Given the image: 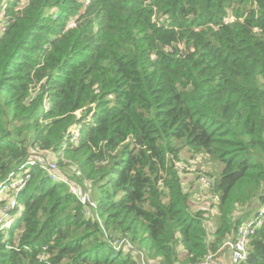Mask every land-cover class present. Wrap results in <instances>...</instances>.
<instances>
[{
  "label": "trees",
  "instance_id": "1",
  "mask_svg": "<svg viewBox=\"0 0 264 264\" xmlns=\"http://www.w3.org/2000/svg\"><path fill=\"white\" fill-rule=\"evenodd\" d=\"M38 151L90 215L28 164ZM183 152L214 167L213 215L191 208ZM19 180L6 214L0 194V264L220 251L264 204V0H0V188ZM235 264H264V212Z\"/></svg>",
  "mask_w": 264,
  "mask_h": 264
},
{
  "label": "built area",
  "instance_id": "2",
  "mask_svg": "<svg viewBox=\"0 0 264 264\" xmlns=\"http://www.w3.org/2000/svg\"><path fill=\"white\" fill-rule=\"evenodd\" d=\"M47 106V104H46ZM73 138H75V133L73 134ZM40 151L34 155V157L29 161V165H37L41 169H43L49 178L52 180H60L68 185V188L72 195H74L81 205L87 206L86 215H90L89 209H95V203L90 199L89 193L86 190H78V188L72 184V182H68V179L63 177L58 172V167L55 162L52 161L50 156H44V154H40ZM201 183L204 186H208V180L205 177L200 178ZM21 183V180L13 182L10 186L0 188V194L4 191L12 190L13 196L10 197L7 201V205H5L2 212L6 214L9 209L13 208L15 205L14 193L16 191L17 186ZM264 212V204L261 206L256 215L249 217L243 224H241L237 231L232 235V237L226 239L223 244V248L229 251V262L224 263L223 260H218L216 253L208 254L202 261L197 264H235L242 261L246 256V244L250 235L254 232L256 225L259 223V219L263 215ZM11 222L10 219L3 220L0 218V228L9 225ZM110 244L117 248L124 249H133L132 244L127 238H111ZM135 252V251H134ZM143 260V257H141Z\"/></svg>",
  "mask_w": 264,
  "mask_h": 264
},
{
  "label": "rangeland",
  "instance_id": "3",
  "mask_svg": "<svg viewBox=\"0 0 264 264\" xmlns=\"http://www.w3.org/2000/svg\"><path fill=\"white\" fill-rule=\"evenodd\" d=\"M183 155L181 156V162L178 163L177 168L181 171L184 170L181 173L183 187L185 190L190 192L191 196V208L193 211H196L198 209H207L208 213L210 215H213L216 213L214 210V204L216 203V198L212 193L211 190H207L206 187L201 183L200 178L202 177V174L212 173L214 175V167L211 164H208L203 159H194L192 158L188 153L183 152ZM50 158L55 161L54 156H50ZM208 164V165H207ZM60 174H64L62 171H58ZM204 177V176H203ZM202 177V178H203ZM66 178V177H65ZM89 192V191H88ZM255 202H257L256 199H253L251 201L252 205H255ZM256 209V208H255ZM254 209V210H255ZM239 210H237L234 214L238 216ZM206 224V227L208 230L213 229V219ZM225 249L223 246L221 247V250L216 253L218 260H223L228 263L229 257L224 254ZM226 253V252H225ZM143 261L145 259L143 258Z\"/></svg>",
  "mask_w": 264,
  "mask_h": 264
},
{
  "label": "crops",
  "instance_id": "4",
  "mask_svg": "<svg viewBox=\"0 0 264 264\" xmlns=\"http://www.w3.org/2000/svg\"><path fill=\"white\" fill-rule=\"evenodd\" d=\"M225 252H226V253H225ZM225 252H224V254L227 256L229 252H228L227 250H225ZM228 262H229V261H228ZM224 263H227V262L224 261Z\"/></svg>",
  "mask_w": 264,
  "mask_h": 264
}]
</instances>
